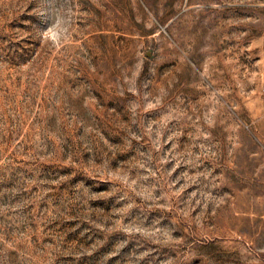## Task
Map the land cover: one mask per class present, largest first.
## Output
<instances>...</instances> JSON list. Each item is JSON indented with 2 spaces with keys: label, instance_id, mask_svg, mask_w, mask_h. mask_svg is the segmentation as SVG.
Returning <instances> with one entry per match:
<instances>
[{
  "label": "rangeland",
  "instance_id": "rangeland-1",
  "mask_svg": "<svg viewBox=\"0 0 264 264\" xmlns=\"http://www.w3.org/2000/svg\"><path fill=\"white\" fill-rule=\"evenodd\" d=\"M0 264H264V0H0Z\"/></svg>",
  "mask_w": 264,
  "mask_h": 264
}]
</instances>
